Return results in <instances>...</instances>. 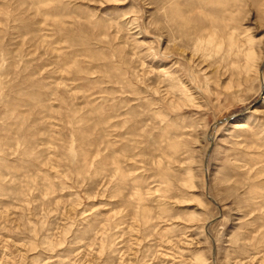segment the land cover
Segmentation results:
<instances>
[{"label": "rangeland", "instance_id": "374dc122", "mask_svg": "<svg viewBox=\"0 0 264 264\" xmlns=\"http://www.w3.org/2000/svg\"><path fill=\"white\" fill-rule=\"evenodd\" d=\"M263 63L264 0H0V264H264Z\"/></svg>", "mask_w": 264, "mask_h": 264}, {"label": "water", "instance_id": "95a60500", "mask_svg": "<svg viewBox=\"0 0 264 264\" xmlns=\"http://www.w3.org/2000/svg\"><path fill=\"white\" fill-rule=\"evenodd\" d=\"M263 65H264V63H263ZM261 70H262V68H261ZM261 88H262L263 91H264V88H263V87H261ZM263 91H262V92H263ZM258 99H259V98H258ZM243 113H245V112H239V114L231 115L230 119H221V120L217 121V122L214 124V126H215V127H216V126H221V125H223L225 122H228V121H230V120L236 118L237 116H239L240 114H243ZM209 139H210L211 145L209 146L208 154H207V157H206V159H205V161H204V166H203V167H204V172H205V182H207V167H206V164H207V159H208V156H209V154H210V150H211V146H212V141H213V138H212L211 135H209ZM213 254H214V252H213ZM214 264H215V263H214Z\"/></svg>", "mask_w": 264, "mask_h": 264}, {"label": "bare ground", "instance_id": "6f19581e", "mask_svg": "<svg viewBox=\"0 0 264 264\" xmlns=\"http://www.w3.org/2000/svg\"><path fill=\"white\" fill-rule=\"evenodd\" d=\"M241 115V114H240ZM231 115L228 116V117H224L223 119H230ZM219 121V120H218ZM231 122V121H230ZM207 180H208V177H207ZM207 183V182H206ZM207 188H208V183H207ZM213 200V199H212ZM213 202L215 203V201L213 200Z\"/></svg>", "mask_w": 264, "mask_h": 264}]
</instances>
